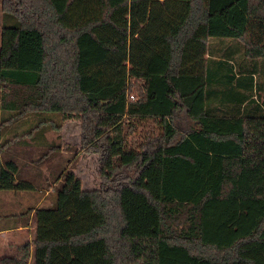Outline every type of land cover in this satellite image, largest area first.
<instances>
[{"label":"trees","instance_id":"16d2710c","mask_svg":"<svg viewBox=\"0 0 264 264\" xmlns=\"http://www.w3.org/2000/svg\"><path fill=\"white\" fill-rule=\"evenodd\" d=\"M0 12V126L56 114L43 133L76 114L97 154L98 184L61 168L49 189L86 197L96 221L35 237L41 264L93 241L102 250L77 264H264V0H0ZM147 120L160 133L129 140ZM15 172L3 158L0 190L30 188ZM27 256L24 243L0 264Z\"/></svg>","mask_w":264,"mask_h":264},{"label":"rangeland","instance_id":"374dc122","mask_svg":"<svg viewBox=\"0 0 264 264\" xmlns=\"http://www.w3.org/2000/svg\"><path fill=\"white\" fill-rule=\"evenodd\" d=\"M2 19L8 20V18H3L0 12V27L3 24ZM261 78H264V76H261ZM128 94L127 98H130ZM52 117L53 118H51L49 122L40 121L36 124L38 132L36 129H34V132L29 130L28 123L20 122L17 131L6 134V136L9 137L8 142L1 146L2 150H6L8 147L14 148L10 149L12 153H7V155H12L11 157L16 165L15 175L17 177L20 179L27 178L38 184L42 183L41 187L47 190L44 200L39 204V208L36 211V217L43 222V225L38 227L35 231L38 237L40 235V238L50 237L54 233L58 234L60 229L77 231L90 225L97 219L96 214L90 209L86 197L78 199L76 193H72L67 201L56 202L53 191L50 190L49 192V189H47V187L54 189L59 181H61L59 173L61 168H63V170H71L73 175L79 179L81 189H89L98 184L99 181L97 174V154L87 151V148L83 147L80 143V133L82 132L78 115L73 114L71 117H62L61 119L59 117L57 127H49L42 133L41 131L44 124H57V115L54 114ZM123 120L125 127L126 122L124 118ZM189 124L190 120L183 117L182 114H178L175 118L174 127L177 133H181ZM23 130L27 131V133H21ZM146 130H149L153 135H158L160 133L159 125L151 120H147L138 125L133 132L128 133L127 137L131 141L135 140L140 132ZM32 137L37 140V144H34L36 148L34 147L33 150L26 146L13 143L19 140L20 144H26ZM48 145L54 146V149L51 150L50 148L46 150ZM45 151H48L49 157L42 161L35 160ZM24 153H26L25 157L23 155ZM14 157H18L19 159H15ZM31 160H34V162L32 161L29 164L26 163V161L29 162ZM9 192V190H1L0 195ZM70 211H72L73 214L67 217L66 215ZM57 219H59L58 222H56ZM49 221H53L54 223L48 224ZM52 226L53 229H51ZM54 248L51 249L50 252V259H52L51 264H77L78 260L89 255L91 252L101 251L102 244L100 241H93L86 245L75 246V249H80L82 251L81 255H79L78 251H75L73 255L69 252L68 254L66 252L65 255L60 252L62 254L61 256V254L55 253ZM35 249L41 255V248L37 247ZM16 251L17 246L16 248L5 246V249L0 251V256H11L14 255ZM68 255H72V257L69 258ZM75 256H77V258H75ZM31 260V264H40L41 262L36 252H33Z\"/></svg>","mask_w":264,"mask_h":264},{"label":"crops","instance_id":"0c3cea01","mask_svg":"<svg viewBox=\"0 0 264 264\" xmlns=\"http://www.w3.org/2000/svg\"><path fill=\"white\" fill-rule=\"evenodd\" d=\"M212 58H215V56H213ZM254 75L255 74H252L253 76L252 78L256 81V77H254ZM261 76H264V75H261ZM213 77L216 78V76L210 77L211 81ZM262 79L264 80V78ZM216 106H217V99H214V103L211 99L210 107L213 108L210 111L211 114H214V115L220 114V111L217 110ZM239 110H240V107H239ZM248 110L249 108H247V111ZM41 118H42L41 115L40 114L37 115V113L33 115L28 114V115H24L23 117L7 124L4 127L0 126V142H2L3 139L5 140L6 138H9L8 136H6L7 133H10L12 131H17V127L20 125V122L28 123L29 130H32L34 132V129H36L37 131V126H36L37 120L40 122ZM191 124H194L196 126L197 123L194 121ZM35 139L34 137H32L29 141H27L28 143L26 144L25 143L20 144L19 140L14 141L13 143L26 146L27 148H30L31 150H33L34 147L36 148L35 145L37 144V140ZM8 148H6V150H2L0 146V162L3 161V158L11 159L13 161L11 157L12 155L9 156L7 155V153L8 154L12 153V150L10 151V149H14V148H11V147L9 149ZM23 155L25 157L26 153H24ZM14 158L19 159L18 157L17 158L14 157ZM32 161L34 162V160H31L29 162L26 161V163L29 164ZM24 180L30 183L31 185L30 188L26 190H17V191L9 190L10 191L9 193L11 194L4 193L3 195H0V251L5 249V246L6 247L12 246L14 248H16L17 246V249H18L20 245L27 243L28 244V256H27L26 264H31L32 263L31 258L33 257V252L34 253L36 252V255L37 257H39V259H41L40 257L42 255V249H41V255H40L36 251L35 249L36 247H34L33 241L35 237H38L37 233L35 232L36 229L43 225V222L38 220V217H36L37 215L36 211L39 208V204L44 200L45 194H47L46 193L47 190H44V188L41 187L42 183L38 184L36 182H32L30 179H27V178H25ZM47 189H50V187H47ZM72 214L73 212L70 211L66 216L68 217V215H72ZM58 221L59 219L56 220V222ZM49 223H54V222L49 221L48 224ZM51 229H53V226L51 227ZM60 231H66V230L60 229ZM54 234L58 235L57 233H54ZM38 238H40V235ZM74 247L75 246H71V245H59L53 248L56 254H61L60 252H62L65 255L66 252L67 254L69 252V253H72L73 255L75 251H78L79 255H81L82 251L80 249H75ZM72 255H68V257L71 258ZM75 258H77V256H75Z\"/></svg>","mask_w":264,"mask_h":264},{"label":"built area","instance_id":"2783aa9c","mask_svg":"<svg viewBox=\"0 0 264 264\" xmlns=\"http://www.w3.org/2000/svg\"><path fill=\"white\" fill-rule=\"evenodd\" d=\"M131 97V95H129Z\"/></svg>","mask_w":264,"mask_h":264}]
</instances>
